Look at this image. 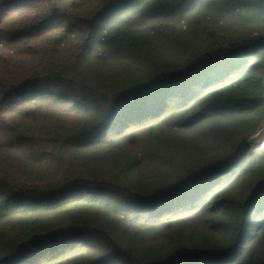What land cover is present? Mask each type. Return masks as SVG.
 Returning <instances> with one entry per match:
<instances>
[{
    "label": "trees",
    "instance_id": "obj_1",
    "mask_svg": "<svg viewBox=\"0 0 264 264\" xmlns=\"http://www.w3.org/2000/svg\"><path fill=\"white\" fill-rule=\"evenodd\" d=\"M263 126L264 0H0V264H264Z\"/></svg>",
    "mask_w": 264,
    "mask_h": 264
},
{
    "label": "rangeland",
    "instance_id": "obj_2",
    "mask_svg": "<svg viewBox=\"0 0 264 264\" xmlns=\"http://www.w3.org/2000/svg\"><path fill=\"white\" fill-rule=\"evenodd\" d=\"M259 137H260V139H264V126L260 130V132L255 137H253L251 141H249V144L252 145L255 149L256 148H258V149L264 148V145L258 146V145H253V143H252V141H254L255 139H258Z\"/></svg>",
    "mask_w": 264,
    "mask_h": 264
},
{
    "label": "built area",
    "instance_id": "obj_3",
    "mask_svg": "<svg viewBox=\"0 0 264 264\" xmlns=\"http://www.w3.org/2000/svg\"><path fill=\"white\" fill-rule=\"evenodd\" d=\"M255 136H256V135H255ZM255 136H254V137H255ZM248 143H249V142H248Z\"/></svg>",
    "mask_w": 264,
    "mask_h": 264
}]
</instances>
